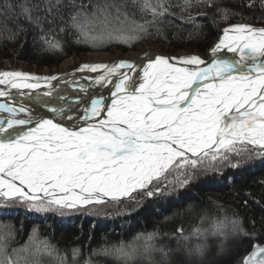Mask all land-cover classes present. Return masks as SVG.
Returning <instances> with one entry per match:
<instances>
[{
	"label": "snow or ice",
	"instance_id": "snow-or-ice-1",
	"mask_svg": "<svg viewBox=\"0 0 264 264\" xmlns=\"http://www.w3.org/2000/svg\"><path fill=\"white\" fill-rule=\"evenodd\" d=\"M132 3L152 18L132 31L118 26L121 17L129 19L121 0H0V17L16 25L14 31L8 30L13 42L28 30L20 23L23 20L39 30L37 39L44 51L62 52L63 44L54 35L57 27L61 33L70 31L75 43L96 47L115 40L132 47L149 34L146 25L159 31V24L169 17L184 21L186 16L199 28L195 16L201 14L200 7H216L213 0ZM253 4L247 0L248 7ZM173 8H179V16ZM217 12L213 23L226 26L207 59L144 53L139 61L82 64L75 72L100 73L84 77L87 84L75 72L43 77L0 72V197L19 199L37 211L122 204L163 195L170 185L173 189L187 185L198 173L218 171L225 162L238 167L240 160L233 162L234 158H264V27L228 24L237 14L219 8ZM45 22L50 25L47 30ZM225 50L238 58L222 55ZM61 84L71 90V97ZM108 86V99L91 91ZM36 105L50 115H42ZM191 210L189 205L186 211ZM251 223L249 232L240 218L225 216L190 233L177 227L170 235L176 239L175 249L157 247L159 233L152 232L134 238L143 236L142 249L119 243L93 250L92 255L126 264L139 255L150 258L159 252L161 264H173V256L174 264H199L207 245L193 244V239L199 241L209 232L222 237L218 254H225L229 237L255 240V221ZM11 235L0 234V264H19L26 259L21 254L30 251L29 244L9 251L6 241ZM30 240L44 244L43 249H34L37 254L55 251L35 230ZM79 254L73 249V260ZM61 261L67 264L66 257ZM85 264L93 261L89 258ZM240 264H264V245L254 243Z\"/></svg>",
	"mask_w": 264,
	"mask_h": 264
},
{
	"label": "trees",
	"instance_id": "trees-1",
	"mask_svg": "<svg viewBox=\"0 0 264 264\" xmlns=\"http://www.w3.org/2000/svg\"><path fill=\"white\" fill-rule=\"evenodd\" d=\"M121 2L126 4V11L131 10L134 16L141 15V23H143L146 17L132 0H121ZM171 2L175 4L177 0ZM213 2L216 7L208 8L202 5L199 9L201 14L195 16L199 28H194L193 24L187 21L186 16L184 21L169 17L159 24V31L151 24L146 25L149 34L142 40L167 43L175 51L191 50L204 54L211 40L226 26L222 21L219 25L213 23V16L219 15L218 8L228 10L230 14H237L227 22L228 24L246 23L264 26V6H262L264 0H254L252 7H248L247 0H213ZM172 11L177 16L180 15L179 8H173ZM147 15L148 20L151 21V16ZM20 23L28 30L21 33L13 42L8 38L10 36L8 30L14 31L16 25L11 20L5 22L4 18L0 17V57L10 60L13 65L23 61L37 67H51L70 55L95 50L90 44L75 43L70 31L67 34L61 33L57 27L54 35L63 44V51L46 52L37 39L39 30L23 20ZM56 24L58 26L60 21L57 20ZM133 24L135 27L131 28L135 30L140 23L133 22ZM121 25L129 26L123 22ZM43 27L47 30L50 25L45 22ZM114 44L121 47L122 52L133 47L121 43ZM105 49L107 47L101 48V50ZM236 159L240 160L238 167L227 166L225 162L219 166L218 171L205 172L206 176L203 172L199 173L187 185L178 184L174 189L170 185L169 191L163 195L100 207L96 210L97 215H92V218L87 217L90 212L85 210L74 211L67 215L61 212L44 213L47 218L44 224L27 220V214L23 209L16 211L18 215L11 219L0 215V234H12L6 241L9 251L19 249L25 244L30 245V251L21 254L26 259H21L19 264H62V257H66L67 264H85L89 258L93 264H125V261L115 257L92 255L93 250L119 243H133L142 249L143 236L141 235L140 239L134 238L152 232L159 233L155 241L157 247L167 246L175 249L176 239L170 238V235L177 227L183 226L185 233H190L195 227L208 228L213 219H222L225 216L238 217L242 221V226L249 232L253 231L251 222L255 221V240L243 236L229 237L225 245L227 248L225 254H218V247L223 238L212 235L211 232L201 237L199 241L193 239L191 243L200 242L207 245V255L199 264H240V261L251 252L254 243L264 245V158L255 156L234 158ZM189 205L192 206V210L186 211ZM107 206L109 210L105 209ZM57 216L68 218V221L58 223L60 218ZM202 217H205L203 223H201ZM34 230L41 241L54 246L55 251L52 255L37 254L34 251L37 247L44 248L43 243L36 244L30 240ZM77 248L80 254L73 260V249ZM175 259L176 257L173 256V264ZM126 264H161V256L159 252H152L150 258L139 255L128 260Z\"/></svg>",
	"mask_w": 264,
	"mask_h": 264
},
{
	"label": "rangeland",
	"instance_id": "rangeland-1",
	"mask_svg": "<svg viewBox=\"0 0 264 264\" xmlns=\"http://www.w3.org/2000/svg\"><path fill=\"white\" fill-rule=\"evenodd\" d=\"M77 2H79V0H77ZM127 13L129 15V19L125 20L123 17H121V21L118 22V26L120 28L132 31L133 28H131V27H135L133 22L141 23L142 22V20H141L142 16L141 15L134 16L133 12L131 10L127 11ZM144 15L146 17V20H148L149 16L147 14H144ZM121 22L126 23L129 26H122ZM235 24H237V23H235ZM257 27H264V26H257ZM221 32H222V30H221ZM217 36L213 39L214 40L217 39ZM212 42H210V45L206 48L205 53L201 54L199 52L191 51V50H186V51H184V50H178L177 51L176 50L175 51L173 49L168 48L165 45H162L160 43L150 42V41H141V43H139L138 45H135L134 50H128L126 52H122L121 47H119V46L115 47L116 44H114V43H119V42L113 40L109 43L110 45L107 46V43L105 41L102 45H97L96 47H92V45H90V47H92L93 49L95 48V50H92L90 52H86V53L80 54V55H70L67 58L62 59L59 63H57V65H54L51 67H46V66L37 67L35 65H31V64L25 63L23 61H20L17 64L13 65L10 60L5 59V58L3 59L0 57V72H2V71H20V72H25V73H30L33 75L41 76V77L51 76V75L65 76V75H70V74L74 73L75 70L78 69L82 64H96V63L111 64L114 61L125 59L134 53L141 52L142 49L145 48L144 46L150 48L154 52H161L164 55H168V56H172V57H178L179 54H184V55L194 54V55H199L204 59H207L209 47L211 46ZM111 46H114V47H111ZM102 47H107V51L101 50ZM85 72L92 73V72H88V71H85ZM75 73H79V72H75ZM0 87H2V86H0ZM235 161L236 160H234L233 162H235ZM204 174H205V172H203V175ZM198 175H199V173L196 176H198ZM204 176H206V174ZM110 204H114V203H108L105 205H95V206L89 205L87 208H81V209L56 210L55 208H52V209H49L46 211H37L35 209L29 208L26 203L20 201L19 199H7V198L0 197V215L7 216V218L11 219V218H14L15 215H18L16 213V211H22L20 209H23V211L26 212V214H27L26 215L27 220L38 221L39 223L44 224L45 220L47 219L44 213L48 214V212H61V214L67 215V214L72 213L74 211L85 210L86 212H90V214H88L87 217L92 218V215H94V216L97 215L96 210H99L100 207L110 205ZM14 205H15V207H14ZM108 207L109 206L105 207V209H108ZM57 218H60L58 220V223H61L63 221H68L67 220L68 218H65V217L57 216ZM62 219H66V220H62ZM56 260L60 261L59 259H56Z\"/></svg>",
	"mask_w": 264,
	"mask_h": 264
},
{
	"label": "bare ground",
	"instance_id": "bare-ground-1",
	"mask_svg": "<svg viewBox=\"0 0 264 264\" xmlns=\"http://www.w3.org/2000/svg\"><path fill=\"white\" fill-rule=\"evenodd\" d=\"M65 2H67V0H65ZM221 33L222 32H220L219 33V35L217 36V39H213L211 42H212V44H211V46L213 45V44H215L216 42H218V39L220 38V36H221ZM141 41H150V40H142V39H140L138 42H135L134 43V45H133V47H132V49L131 50H134V48H135V45H138L139 43H141ZM150 42H152V41H150ZM155 43H160V44H162V45H165V46H167L168 48H170V49H172V47L170 46V45H168L167 43H162V42H155ZM108 45H110V44H108ZM211 46L209 47V50H210V48H211ZM111 47H114V46H111ZM115 47H117V45H115ZM145 48L144 49H142V51L141 52H139V53H134V54H132V55H130L129 57H127V58H125V59H121V60H129V61H139L140 60V58L143 56V54L144 53H151V54H153V55H163V56H168V55H164V54H162L161 52H154L153 50H151L150 48H148V47H146V46H144ZM106 51H107V49H105ZM87 52H90V51H87ZM86 53V52H85ZM81 54H84V53H81ZM78 55H80V54H78ZM222 55H226V56H228V57H234V58H238V57H235L234 56V54H232V53H227V51L225 50L223 53H222ZM180 56H186V55H184V54H179V56L178 57H180ZM67 58V57H66ZM4 59V58H3ZM118 61H120V60H117V61H114V62H112L111 64H114V63H117ZM173 63H175V61H173ZM100 73H87V72H79V73H75V75L77 76V78H79L80 79V82L81 83H83V84H87V83H89V81H87V80H84V77H89L90 79L91 78H95L97 75H99ZM136 79L138 80L139 79V77H136ZM52 83H56L55 81H53ZM59 87L61 88V89H64V90H66L67 92H68V94H69V96H72V92H71V90L70 89H67V86L66 85H63V84H61V85H59ZM109 87V86H108ZM93 90H96V91H94L93 93L94 94H103L104 92H107V90H108V88H101V89H99L98 90V92H97V89H93ZM10 91H12L13 93H15L16 92V90H10ZM24 92H27V91H31V90H23ZM42 91H44V89H37L36 90V92H42ZM101 92H103V93H101ZM33 95H35V93H33ZM46 99V98H45ZM29 107H32L33 105H28ZM38 106V105H37ZM36 107V106H35ZM37 110H38V108H37ZM62 123H67V121H63ZM4 198V197H3Z\"/></svg>",
	"mask_w": 264,
	"mask_h": 264
},
{
	"label": "water",
	"instance_id": "water-1",
	"mask_svg": "<svg viewBox=\"0 0 264 264\" xmlns=\"http://www.w3.org/2000/svg\"><path fill=\"white\" fill-rule=\"evenodd\" d=\"M207 58H208V57H207ZM135 78H136V77H135ZM110 87H111V86L108 87L107 92H104V93L101 92V93H103V94L105 95V98H106V99H108V97H109V95H110V93H109V88H110ZM91 91L94 92V91H96V90H93V89H92ZM27 92H30V91H27ZM32 94H33V93H32ZM72 95H73V94H72ZM70 97H71V96H70ZM17 99H18V100H22V99H24V98H23V97H17ZM69 103H72V100H71V99L69 100ZM27 104H28V105H30V104L32 105V103H31L30 100L27 101ZM36 108H38V110L40 111V113H41L42 115H50V114H47L43 109H41V108L39 107V105H38V106L36 105ZM0 118H3V116H0ZM62 122H63V121H62Z\"/></svg>",
	"mask_w": 264,
	"mask_h": 264
}]
</instances>
